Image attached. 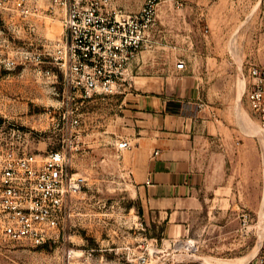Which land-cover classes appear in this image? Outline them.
<instances>
[{
	"label": "rangeland",
	"instance_id": "obj_1",
	"mask_svg": "<svg viewBox=\"0 0 264 264\" xmlns=\"http://www.w3.org/2000/svg\"><path fill=\"white\" fill-rule=\"evenodd\" d=\"M18 1L0 4V59L14 61L10 68L0 62V146L13 142L21 152L45 154L73 143L80 149L74 150L72 170L88 181L84 193L72 198L71 216L56 242L34 247L0 239V264H139L143 251L148 264L252 259L264 241V130L244 91L248 65L264 64V0H157V24L145 58L157 55L160 70L186 58L188 70L199 78L200 98L219 119L213 120L216 143L228 151L220 179L228 186L227 201L205 206L183 233L169 236L165 224L143 216L128 157L113 143L123 126L111 117L115 99L86 100L79 109L81 124L72 131L62 117L77 104L57 110L55 117L49 113L66 96L62 74L48 56L42 63L31 57L61 37L64 12L51 9L50 0H24L39 8L25 17ZM144 1H130L131 9ZM70 249L74 254L68 258Z\"/></svg>",
	"mask_w": 264,
	"mask_h": 264
},
{
	"label": "built area",
	"instance_id": "obj_2",
	"mask_svg": "<svg viewBox=\"0 0 264 264\" xmlns=\"http://www.w3.org/2000/svg\"><path fill=\"white\" fill-rule=\"evenodd\" d=\"M50 1L51 9L59 6L64 12L63 33L59 39L42 44L43 49L34 51L31 60L42 63L44 56H48L62 74L66 96L49 113L55 117L57 110L77 104L71 111H64L62 117L72 131L81 124L79 109L86 100L95 95L130 91L134 63L152 43L158 2L145 0L138 11L128 12L118 8L116 0ZM5 3L6 0H0L1 5ZM16 6L25 17L39 10L24 0ZM0 62L8 68L14 64L10 58ZM176 67L185 69L186 62L179 60ZM45 73L57 76L51 69ZM244 93L264 130V64L248 65ZM213 116L219 120L216 113ZM114 145L119 150L133 148L127 138L116 139ZM79 149L70 143L36 154L21 152L13 142L0 146V239L34 247L57 241L71 216L72 198L84 193L88 181L84 173L72 170L73 153ZM73 254L70 249L68 258ZM136 259L139 264L150 262L145 251ZM254 264H264V248L256 254Z\"/></svg>",
	"mask_w": 264,
	"mask_h": 264
},
{
	"label": "crops",
	"instance_id": "obj_3",
	"mask_svg": "<svg viewBox=\"0 0 264 264\" xmlns=\"http://www.w3.org/2000/svg\"><path fill=\"white\" fill-rule=\"evenodd\" d=\"M130 1L116 0V6L138 11L131 9ZM144 52L134 63L130 91L105 95L117 102L112 120L123 125L112 138L113 143L127 138L133 144L131 150L122 151L128 157L143 216L154 224H165L168 236L179 235L205 206L227 201L228 186L220 179L228 151L216 143L215 111L200 98L199 78L188 70L186 58H177L160 70L158 56L148 59ZM179 60L186 62L185 69L176 67ZM173 104L177 110L169 109ZM260 247L258 252L264 241ZM255 256L246 264H254Z\"/></svg>",
	"mask_w": 264,
	"mask_h": 264
},
{
	"label": "bare ground",
	"instance_id": "obj_4",
	"mask_svg": "<svg viewBox=\"0 0 264 264\" xmlns=\"http://www.w3.org/2000/svg\"><path fill=\"white\" fill-rule=\"evenodd\" d=\"M218 261H219V260H218ZM220 261H221V260H220ZM212 262H213V261H212ZM220 264H225V263H222V262H221Z\"/></svg>",
	"mask_w": 264,
	"mask_h": 264
},
{
	"label": "trees",
	"instance_id": "obj_5",
	"mask_svg": "<svg viewBox=\"0 0 264 264\" xmlns=\"http://www.w3.org/2000/svg\"><path fill=\"white\" fill-rule=\"evenodd\" d=\"M169 109H170V105H169ZM171 110V109H170Z\"/></svg>",
	"mask_w": 264,
	"mask_h": 264
}]
</instances>
